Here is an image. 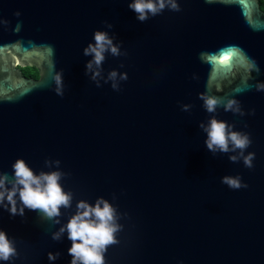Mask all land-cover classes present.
Segmentation results:
<instances>
[{"label": "water", "instance_id": "95a60500", "mask_svg": "<svg viewBox=\"0 0 264 264\" xmlns=\"http://www.w3.org/2000/svg\"><path fill=\"white\" fill-rule=\"evenodd\" d=\"M128 2L0 0V19L10 22L0 26V172L11 176L17 159L37 173L48 171L46 159L59 160L73 210L75 201L102 196L126 214L107 264H264V92L255 90L264 82L260 0H178L180 12L166 9L144 23ZM105 22L127 52L103 65L105 74L127 72L118 92L84 74L90 57L83 48L96 30L107 31ZM26 67L40 77H26ZM58 74L63 97L54 91ZM200 93L255 111L217 114L250 134L252 169L206 149L199 124L209 114ZM226 175H240L248 188L229 189L221 183ZM59 226L36 211L11 217L0 209V229L16 239V264H49V252L60 253L55 264H70L71 242L51 238Z\"/></svg>", "mask_w": 264, "mask_h": 264}, {"label": "clouds", "instance_id": "9594fccd", "mask_svg": "<svg viewBox=\"0 0 264 264\" xmlns=\"http://www.w3.org/2000/svg\"><path fill=\"white\" fill-rule=\"evenodd\" d=\"M212 5L216 0H204ZM128 8L140 23L150 18L161 15L166 9L180 12L178 0H129ZM19 18L21 13L16 12ZM9 21L0 19V26L7 27ZM107 31L96 30L92 41L83 48V56L90 57L85 64V76H88L97 88L110 84L112 90L120 91L122 82L128 80L127 72L113 69L105 74L103 67L108 56L113 58L126 57L127 52L122 51V42H117V37L111 32L113 25L105 22ZM21 24L17 23L13 31L19 33ZM204 53L200 54L203 61ZM249 69L259 74L260 69L254 60L247 61ZM120 68L124 67L121 63ZM192 79L198 77L193 74ZM57 87L56 95L63 97L64 88L62 74L55 77ZM257 92H264V82L255 83ZM199 99L203 102L202 107L209 114L206 122L199 124L200 130L205 134L204 144L206 149L216 154H227L232 163L241 162L252 169L255 160L254 152H247L252 144L249 133L235 130L234 124L217 118L218 110L231 112L234 115L244 117L254 115L255 111L245 113L241 103L235 98L222 101L215 96L200 93ZM192 105H181V110L189 112ZM244 127H247L245 124ZM59 160H45L44 167L48 171L32 169L24 159H17L11 166V176L7 172H0V209L8 212L11 217H24L25 210L38 212L40 218L52 221L60 225L58 230L52 233L51 238L61 241L65 237L71 242L68 255L71 257L70 264H107L106 253L108 248L120 243L118 234L123 230L120 220L126 214H121L118 208L104 197H97L94 202L87 200L75 201L73 210L74 194L66 191L62 181L68 173L60 170ZM221 183L231 190L247 189L248 185L242 182L240 175H226L221 178ZM115 196L113 197V200ZM71 212L64 222V212ZM60 253H48L49 264H55ZM20 259L16 239L0 229V264H16Z\"/></svg>", "mask_w": 264, "mask_h": 264}, {"label": "trees", "instance_id": "16d2710c", "mask_svg": "<svg viewBox=\"0 0 264 264\" xmlns=\"http://www.w3.org/2000/svg\"><path fill=\"white\" fill-rule=\"evenodd\" d=\"M261 6L264 9V0H260ZM23 73L26 77H33L38 79L40 77L39 71L34 67L22 68Z\"/></svg>", "mask_w": 264, "mask_h": 264}, {"label": "snow or ice", "instance_id": "6c2138e0", "mask_svg": "<svg viewBox=\"0 0 264 264\" xmlns=\"http://www.w3.org/2000/svg\"><path fill=\"white\" fill-rule=\"evenodd\" d=\"M224 59L227 60V59H229V58H228V57H225Z\"/></svg>", "mask_w": 264, "mask_h": 264}, {"label": "flooded vegetation", "instance_id": "af4514ba", "mask_svg": "<svg viewBox=\"0 0 264 264\" xmlns=\"http://www.w3.org/2000/svg\"><path fill=\"white\" fill-rule=\"evenodd\" d=\"M262 7V6H261ZM263 9V8H262ZM264 10V9H263ZM23 71V70H22ZM24 74V73H23Z\"/></svg>", "mask_w": 264, "mask_h": 264}]
</instances>
